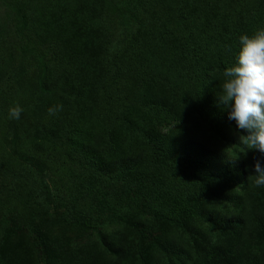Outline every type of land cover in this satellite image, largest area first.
<instances>
[{
    "label": "rangeland",
    "instance_id": "rangeland-1",
    "mask_svg": "<svg viewBox=\"0 0 264 264\" xmlns=\"http://www.w3.org/2000/svg\"><path fill=\"white\" fill-rule=\"evenodd\" d=\"M97 1L95 6L114 25V48L109 53V33L98 14L91 20L85 10V18L79 17L75 3L66 0H0V153L8 150L14 157L9 169L0 172V264H37L38 260H43L41 264H190L199 251L196 245L225 248L238 235V225L231 224L234 215L246 210L240 180L248 157L236 142H244L247 133L234 128L223 105L204 108L192 93L197 79L193 77L200 76L204 67L216 66L219 59L212 57L199 64L183 53L189 63L180 73V63L170 64L161 56L166 46L150 38L147 26L134 16L138 0ZM43 12L51 23L46 26L48 36H59L66 53L63 58L70 61L67 74L41 75L38 56L42 48L26 29L25 17L36 16L41 26ZM155 27L158 38H166L162 36L165 23ZM168 34L169 43L179 41L174 33ZM128 43L133 74L107 93L99 84L113 74L116 62H123H113L112 55L126 51ZM181 51L171 57L184 58ZM148 54L158 64L146 63ZM170 66L173 73L166 76ZM224 79L212 80L213 98L221 94ZM16 107L21 109L19 119L9 115ZM159 111L164 118L173 116L162 121L163 117L153 116ZM152 141L164 148L170 161L181 154L217 153L202 162L203 167L196 168L195 163L188 171L190 193L186 195L198 196L197 202L183 201V194L158 183L155 199L160 204L156 206L163 213L162 207L167 212V206L173 205L166 216H174L177 223L140 214L153 189L145 191L137 182L112 186L107 182L121 164L132 170L144 166ZM234 148H238L237 170L221 158L233 157ZM93 153L107 164L95 165L90 159ZM83 185L87 190L79 189ZM49 188L55 202L44 204ZM69 199L82 206L72 219L66 217ZM114 208L119 220L109 221L100 238L92 227L96 212L111 217ZM181 214L189 216L183 221ZM184 224L199 237H183L180 226ZM211 235L213 239L208 238ZM262 236L254 231L260 250L264 249ZM145 238L154 239L157 246L151 247ZM141 246L147 248H142L139 261Z\"/></svg>",
    "mask_w": 264,
    "mask_h": 264
},
{
    "label": "trees",
    "instance_id": "trees-1",
    "mask_svg": "<svg viewBox=\"0 0 264 264\" xmlns=\"http://www.w3.org/2000/svg\"><path fill=\"white\" fill-rule=\"evenodd\" d=\"M66 1H71L70 3L72 4L75 3L76 14H79V17L85 18V16H83V11L85 10L88 11V16H86L91 20L95 19L97 14L101 16L103 21L101 23L104 25V28L105 26L107 27L109 33V35L107 34L108 41L106 43V51L109 53L108 51H111V49L114 48L113 42L115 39L111 36L115 33V30H113V21L104 16L102 9H100L101 7L95 6L100 1ZM138 2L140 3L136 4V7L133 10L134 16L137 17L138 20H142L143 24L147 26V30L145 31L150 38L157 42H161L166 46L161 52V56L166 58L168 60L167 62L170 64H174V60L180 63L182 69L180 73L185 70V67L182 66L189 63L183 53L187 54L186 56H188L191 62H197L199 64L212 57L219 59L216 66L214 64L210 65L211 68L209 70H207V67H204L203 73L200 76L196 75L193 77L197 79L192 86L194 88L192 93L197 94L196 97L201 103V106L204 108L209 107L210 109L211 107L217 108L219 105L218 98H213V94L210 93L213 82L212 80L224 77L223 72L225 69L234 64L235 54L238 50V41L241 35L246 34L251 36L256 31L264 29V0H138ZM94 7H98L99 11ZM44 15L45 12L41 15L43 18H39L43 23L41 26L39 25L36 16L26 15L25 17L26 29L31 33L30 35L39 42L42 48V52L38 56L41 75L44 78L52 75L55 71H61L63 74H67L68 63H70V61H65V58H63L66 56V53L63 45L59 41V36L53 39H50L48 36L46 26L51 23L49 22V19H44ZM101 23L100 25H102ZM161 23H165L166 25L164 28L165 34H162V36H166V38H158V35L155 32L157 30L155 25ZM168 33H174L179 41L169 43L167 36L169 35ZM127 46L128 48L126 51L124 49L123 52L119 54L114 53L112 55L113 62L117 59H120L123 62H116L115 65L117 66L116 69L112 70L113 74L106 79H103L99 84V86L105 88L107 93L111 91L113 87L119 86L121 83L123 84L126 76L133 74L132 63L129 61V54H131L132 51L129 49V43ZM180 48H183L181 55L184 58L180 57L182 58L181 60L176 56V58L173 59V56L171 57V55L175 54ZM117 51L118 50H116V52ZM151 60L158 64L152 55L148 54L144 56V61L146 63ZM171 67L172 66L169 67V72L166 76H170L173 73ZM175 72H177V70H175L174 73ZM139 74L143 73L139 71ZM161 74H163L161 75L162 78L166 77L163 72H161ZM210 74L214 75L212 79L209 77ZM157 77L160 78L159 73H157ZM109 78L113 79V81L108 82ZM92 89L96 90L94 88ZM159 103L160 102L157 100L154 101L156 106L161 107V104ZM220 111L221 110H218V113H220ZM153 116L157 119L164 118L163 111H159ZM172 116L173 115L165 117L164 119L162 118V121L168 118L170 119ZM232 123L234 128H236L235 122ZM144 137L145 139L148 138L145 135ZM148 139L151 140V138ZM236 143L242 149L246 150V155L248 157V161L245 163V168L241 169L242 179L240 180L244 183V185L242 184L243 188L241 191H243V197L246 201V206L244 207L246 210L234 215L232 220L233 224H231L232 227L235 228L236 225H238V235L235 238V242L229 244L225 248L221 247L220 244H210L205 248H202V245H196V247L199 246L197 247L199 251L196 253L197 255L195 256V259H193L190 264H264V249L260 250L257 248V246H259L257 244L258 238L254 237V231H259L263 235L260 238V241L264 238V186L256 187L254 185L256 174L252 167L258 160L264 165V156L255 150H250L249 146L244 142ZM0 146L2 147V144H0ZM151 148L148 158L149 161L145 162L144 166L140 167L139 170H132L130 165L121 164L114 170L112 175L107 178V182L109 183V186L124 181L129 184L130 182H137V184L145 188V191H149L150 188L153 189L154 193L152 195L147 194V196L150 197L145 198V204L147 202L148 204L142 205L144 206L142 209L137 205V209H140V214L152 219L157 218V216L167 217L166 215H170V210L173 208V205H168L167 213L164 211V207H162L163 213H160L161 207L158 208L156 206V203L160 204L159 200L155 199V193L159 186L158 183H166L175 193L183 194V197L181 198L183 201L188 202L192 200L197 202L199 200L198 196L186 195V193H190L188 188H186V178L189 179L190 177L188 171L192 169L193 166L191 165H194L195 163L196 168L199 166L203 167L204 164L202 162L215 158L217 153H212L210 150H207L196 156L192 153L181 154L175 160L170 161L167 152L164 151L163 147L157 144V141H152ZM237 150L238 148L232 149L234 152V158L231 157L226 160L224 157H221L225 162H229L227 165L236 170L238 166V162L235 159V156H238ZM163 153H165V156H163ZM218 157L220 156L218 155ZM13 158L14 157L8 152V150H4L3 153H0V172L9 169L11 165L10 161H12ZM90 159L95 165L100 162H102L100 166L107 164V160L104 158V161H101V157L96 153L91 154ZM144 167L147 169V173L144 172ZM79 189L85 191L87 190V185H83ZM136 196L138 197V192ZM76 198L77 200H85V198ZM50 202L55 201H52V191L49 188L44 204ZM75 202L76 201L73 202L70 199L68 201L66 207V217L68 219H72L74 211L82 209V206ZM242 212L246 213L241 215ZM181 215L182 216L180 217L183 221L189 216L188 214ZM6 218L7 216L4 215V219ZM167 219H170L172 223H177L178 221L174 216L170 218L167 217ZM117 220H119L117 208L113 209L111 217H105L100 212H96V220L92 221V227L95 229V232L99 237L102 238L109 221L116 222ZM239 231L244 233L240 235ZM181 232L186 239H195L199 237V234L195 230H191L187 224L180 226V233ZM208 238L213 239L214 235H211ZM145 239L148 240L151 247L157 246L154 239ZM236 241H239L240 243L236 245ZM142 248L143 246L138 247L140 253L139 261H142ZM144 248H147V246ZM10 262H12V260H10ZM42 262L38 260L37 264H41Z\"/></svg>",
    "mask_w": 264,
    "mask_h": 264
},
{
    "label": "clouds",
    "instance_id": "clouds-1",
    "mask_svg": "<svg viewBox=\"0 0 264 264\" xmlns=\"http://www.w3.org/2000/svg\"><path fill=\"white\" fill-rule=\"evenodd\" d=\"M224 82L218 101L227 109V119L243 131L244 143L250 150L264 156V29L251 36L241 35L235 62L223 72ZM19 107L9 110L11 118L19 119ZM54 114L53 109H49ZM254 185L264 186V165L253 164Z\"/></svg>",
    "mask_w": 264,
    "mask_h": 264
}]
</instances>
